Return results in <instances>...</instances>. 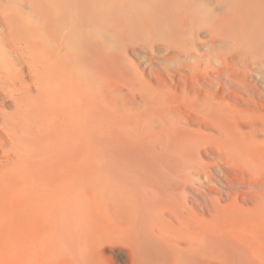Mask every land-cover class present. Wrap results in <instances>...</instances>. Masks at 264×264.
I'll return each mask as SVG.
<instances>
[{
    "label": "bare ground",
    "instance_id": "obj_1",
    "mask_svg": "<svg viewBox=\"0 0 264 264\" xmlns=\"http://www.w3.org/2000/svg\"><path fill=\"white\" fill-rule=\"evenodd\" d=\"M0 151L19 227L264 264V0H0ZM52 229L60 255L80 241Z\"/></svg>",
    "mask_w": 264,
    "mask_h": 264
},
{
    "label": "rangeland",
    "instance_id": "obj_2",
    "mask_svg": "<svg viewBox=\"0 0 264 264\" xmlns=\"http://www.w3.org/2000/svg\"><path fill=\"white\" fill-rule=\"evenodd\" d=\"M139 69L144 68L141 67ZM6 108L7 110H12V106H6ZM31 170L28 172L29 178L36 176L38 173L34 166ZM11 190L13 192L7 193L15 199L21 197L23 195L22 192H24L18 187H13ZM76 192L80 205L92 203L94 198L88 185L76 186ZM189 204L191 205V203ZM64 215L63 213V216L59 215L56 219L40 218L41 220H37L39 225L34 220L33 224H28L31 227L27 224L28 228L26 225L25 227L22 225L19 227L18 224L14 223L11 214L0 206V264H146L138 262L136 259L135 251L141 250H133L130 243L123 238L116 240L109 239L107 243L102 244L100 250H93L90 233L86 232L82 234L74 229L73 224L66 220V216ZM53 223L57 225L65 238L73 234L80 236V241L76 244H72L70 240H67V247L63 250V255L56 252L58 251L56 248H52L55 244V233L52 229ZM32 225L36 228H33ZM23 229L25 232H23ZM49 239H53L52 244L48 243ZM188 245V242L174 240L172 245L169 244L168 250L165 248L163 250L162 248L161 250L154 251L186 250ZM208 250L214 251L210 248L201 251L205 252Z\"/></svg>",
    "mask_w": 264,
    "mask_h": 264
}]
</instances>
